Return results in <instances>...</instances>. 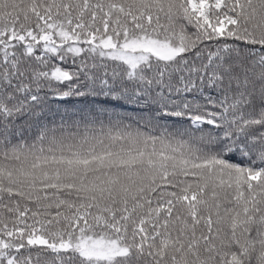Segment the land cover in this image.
Listing matches in <instances>:
<instances>
[{
    "label": "snow or ice",
    "instance_id": "snow-or-ice-1",
    "mask_svg": "<svg viewBox=\"0 0 264 264\" xmlns=\"http://www.w3.org/2000/svg\"><path fill=\"white\" fill-rule=\"evenodd\" d=\"M0 264H264V0H0Z\"/></svg>",
    "mask_w": 264,
    "mask_h": 264
}]
</instances>
